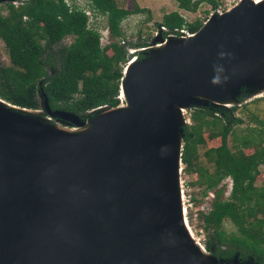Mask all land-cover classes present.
<instances>
[{"label":"water","instance_id":"1","mask_svg":"<svg viewBox=\"0 0 264 264\" xmlns=\"http://www.w3.org/2000/svg\"><path fill=\"white\" fill-rule=\"evenodd\" d=\"M202 27L153 59L158 48H148L124 77L135 108L88 135L56 139L0 113V264H197L177 220L181 114L190 105L219 107L198 99L199 90L216 95L224 87L221 99L232 103L242 86L263 89L264 79L225 70L264 55V5L237 7ZM166 38L158 32L151 44ZM167 95L183 103L177 125ZM43 105L49 118L91 120L50 109L45 98ZM189 240L208 256L205 264H235Z\"/></svg>","mask_w":264,"mask_h":264},{"label":"trees","instance_id":"2","mask_svg":"<svg viewBox=\"0 0 264 264\" xmlns=\"http://www.w3.org/2000/svg\"><path fill=\"white\" fill-rule=\"evenodd\" d=\"M173 1L177 8L188 12L195 11L201 1L216 5L215 0ZM84 7L94 16L104 17L111 41L100 46L97 28H88L82 10L74 4L66 6L62 0H16L15 5L6 2L0 6V41L9 61L0 67V99L35 109L38 91L50 109L78 115L119 104L122 73L118 64L132 55L140 58L144 48L135 47L130 41L118 43L122 34L120 22L137 13H147V20L148 10L136 3L131 9L119 7L116 0H87ZM200 25L198 19L186 22L176 11L164 13L157 23L162 27V36L183 34L180 29L193 33ZM66 36H71V41L54 49ZM233 109L232 105L230 110ZM224 114L219 117L213 110L200 107L189 112L191 123L182 127L180 162L183 168L195 172L194 182L201 184L202 195L214 190L223 178L230 179L228 197L221 198L215 191L210 209L201 215L204 224L211 226L204 249L223 263L235 258V264H264V219L258 220L255 215L264 196V185H254L257 167L264 165V117H252L255 125L237 139L238 144L233 146L236 152L232 153L226 137L231 133V125L239 123L240 118L231 121L228 113ZM209 126L218 129L219 143L203 152L208 165L204 167L198 161L197 145L203 141L201 129ZM252 146H256L254 151L243 152L242 149ZM224 220L234 230L218 229Z\"/></svg>","mask_w":264,"mask_h":264},{"label":"rangeland","instance_id":"3","mask_svg":"<svg viewBox=\"0 0 264 264\" xmlns=\"http://www.w3.org/2000/svg\"><path fill=\"white\" fill-rule=\"evenodd\" d=\"M238 0H215L216 5L212 7L205 1H201L196 10L193 12L184 11L176 7V4L173 0H116V4L119 7H123L126 9H131L132 4L136 3L139 7L148 10L149 18L144 20L147 13H137L130 14L126 18H124L120 22V30L122 32L121 36L117 39L118 43H121L120 39L123 41H130L133 43V46L137 47V45H144L143 47H150L154 44H151L152 38L160 32L159 26L157 23L161 20V17L164 13H168L170 11H176L179 15L183 16V19L186 22H192L195 19H198L201 23L209 16V14H217L220 11H225L230 9ZM6 2H11L13 5L16 4V0H2L0 1V6ZM204 11H207L205 13ZM3 14L6 12L4 10L1 11ZM95 28H97L102 35L103 42L111 41L112 39L108 37L107 31L104 26V17H99L94 23ZM186 32V31H185ZM184 32V33H185ZM183 33V34H184ZM181 35L182 33H178ZM164 36V35H163ZM71 36H66L63 38L59 44L53 46L54 49H57L60 44H68L71 41ZM125 47V46H123ZM141 48V47H139ZM147 52V50L141 51L140 55ZM139 55V54H138ZM137 55V56H138ZM127 57V56H126ZM9 64L8 56L6 48L3 43L0 41V67L6 66ZM119 66L121 64H118ZM126 65V64H125ZM125 65L122 70H124ZM252 85L251 83L242 86L237 95L235 96V100L227 105L212 107L210 105H190L185 108L181 114V121L183 125L190 124L189 112L194 108H207L209 110H213L215 114L219 117H224V113H228L230 120L233 118H240L239 123H234L231 125V133L227 135L226 141L227 145L231 148V152L235 153L236 149L233 148L234 145L238 144L237 139L244 134L247 133L248 127H253L255 123L252 120L253 116L257 118L264 117V87L260 91L258 88ZM0 88H3L0 84ZM77 97V95H74ZM239 97H242L239 99ZM35 99L37 102V106L35 109H29L33 115H38L43 118H47V114L44 111L43 99L41 98V93L36 91ZM120 102L119 99L117 103ZM116 103V104H117ZM234 106V109L231 111V106ZM105 107V106H103ZM108 107V106H107ZM225 110H223V109ZM229 110V111H228ZM98 109H91L81 115L82 120L86 121L88 118L93 116ZM224 113H222V112ZM49 118V117H48ZM51 123L62 127V128H79L80 126H75L66 122H63L59 119L49 118ZM52 120V121H51ZM218 129L213 126H209L208 128L201 129V137L202 142L197 145V154L198 161L202 163L204 167H208L203 158V152L210 147H214L219 143V136L217 134ZM264 145V144H263ZM256 147V146H255ZM254 146L242 149L244 153H250L254 151ZM180 172L178 174V183L177 189L180 193V200L185 208V218L189 225V229L191 232L192 242L196 243L198 247L203 248L204 242L207 240V233H210L211 226L204 224L202 221L201 215L206 211L208 204L214 197V192L218 191L219 196L221 198H227L229 194V183L230 179L228 177L223 178L219 184L216 186L214 190L206 191L204 195H202V186L201 184L194 182L197 178L195 172L192 169H185L183 165L180 164ZM255 186H263L264 185V165H258L257 172L254 179ZM211 193L212 197L209 196ZM256 210V219L262 220L264 219V196L260 201V205L257 206ZM218 229H224L225 231H232L234 227L227 221L224 220ZM204 249V248H203Z\"/></svg>","mask_w":264,"mask_h":264},{"label":"bare ground","instance_id":"4","mask_svg":"<svg viewBox=\"0 0 264 264\" xmlns=\"http://www.w3.org/2000/svg\"><path fill=\"white\" fill-rule=\"evenodd\" d=\"M245 5L247 7H252L253 9H258L259 7L264 5V0H238L230 9L218 12L217 16L216 15L214 17L211 15L208 16L203 21V27L201 28V30H203L205 27H208V28L211 27L212 25L216 24L218 21L223 19L225 16H227L230 13V11L232 10L234 11V9H236L237 7H241V6L243 7ZM195 35L193 33H186V34L179 35L181 37H178V38H176L178 35L176 36L167 35V38L164 40V42L157 43L149 47V48H158V51L151 53L149 58L153 59L155 57L160 56L161 54L168 53L166 45L169 42L180 41L184 43L186 40L191 39ZM147 49L148 47L146 48L144 47V48H141V51H144ZM248 56L251 57L252 60L246 61L242 64L234 65L233 68H229L225 71H228L230 75H234L238 77H244V75L248 76L249 74H251L253 77H255V79L262 81V79H264V55L257 54V53H250L248 54ZM135 64H137V59L131 60L127 64V66L124 68V72L122 73L123 76L120 79L121 85L119 86L120 87L119 88V101H120L119 104L115 106H111V107L109 106V107L97 108L98 111L92 116L93 118L90 117L91 118L90 121L84 122V124L77 129L59 127L55 125L54 123H51L48 117L42 118L36 114L33 115L26 108L20 107L19 109H17L15 108V106H13L12 104L6 101H3L2 99H0V113L8 117L18 119L21 121H25L32 125H36L40 129H42L45 133H47L48 135L56 139L70 140V139H76L78 137L88 135L91 132L99 129L102 125H104L108 121L116 118L122 113H125L135 108V104L127 96V93L125 90V80H124V77H126L130 73L133 65ZM195 94L196 96L200 97L198 99L205 100V101L206 100L211 101L217 106L226 107L227 105L231 103V100L228 98L221 99L222 98L221 96H224L227 94V90L224 89V87H221L218 91V94L216 95L209 94L205 90L204 91L199 90L195 92ZM166 97H167V100L170 106L174 124L177 125L180 122L177 109L182 110L183 103L178 102L175 98L169 95H167ZM94 121H99L101 125L97 126L96 128L91 127V123H93ZM178 145H179L178 140H176L175 142L176 150L178 149ZM175 164L176 166H175L174 174H176V170H178L179 168L178 166L179 164L177 163V158H176ZM180 197L181 196L179 194H176L177 220H178V226H179L182 238L185 244L187 245V247L189 248V251L192 257L194 258L195 262L197 264H205L204 262L209 259L208 256L205 253H201L198 249H196L189 240V236L191 232H190L189 225L184 215L185 208L183 204L181 205L180 203Z\"/></svg>","mask_w":264,"mask_h":264},{"label":"built area","instance_id":"5","mask_svg":"<svg viewBox=\"0 0 264 264\" xmlns=\"http://www.w3.org/2000/svg\"><path fill=\"white\" fill-rule=\"evenodd\" d=\"M62 2L66 5V6H71L72 4L74 5H77L81 10L82 12L87 16V27L88 28H92V29H95V26H94V23L95 21L97 20V18L99 19L98 16H94L89 10H87L84 6L87 5V0H62ZM182 16V15H181ZM183 17V16H182ZM162 28V27H160ZM159 28V29H160ZM105 30L107 31V29L105 28ZM97 31L100 33L99 34V45H103L105 43H107V41L103 42V39H102V35H101V32L97 29ZM181 31H184L185 30H181L180 29V32ZM185 33H188V32H185ZM121 43H123V40L121 41ZM120 43V44H121ZM133 49H130L129 51H132ZM132 59H138L136 57V55H132L131 57H128L126 58L125 62L123 64H121V70L123 68V66L129 61V60H132ZM209 196L212 197L211 193H209ZM210 209V203L208 204V207L206 209V211L204 212V214H206L208 212V210Z\"/></svg>","mask_w":264,"mask_h":264},{"label":"clouds","instance_id":"6","mask_svg":"<svg viewBox=\"0 0 264 264\" xmlns=\"http://www.w3.org/2000/svg\"><path fill=\"white\" fill-rule=\"evenodd\" d=\"M122 71V70H121ZM118 95H119V93H118ZM118 97V96H117Z\"/></svg>","mask_w":264,"mask_h":264}]
</instances>
